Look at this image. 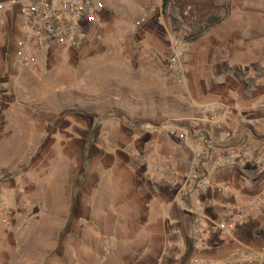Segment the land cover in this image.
Here are the masks:
<instances>
[{
  "label": "rangeland",
  "instance_id": "obj_1",
  "mask_svg": "<svg viewBox=\"0 0 264 264\" xmlns=\"http://www.w3.org/2000/svg\"><path fill=\"white\" fill-rule=\"evenodd\" d=\"M119 1L112 0L107 27L102 20L89 27L79 49L56 46L40 54L33 68L16 64V19L0 47V264H23L21 259L45 251L52 238L56 245L60 242L54 264H97L94 230H90L99 206L96 185L100 184L102 195L112 174L116 181L123 179L118 171L111 172L112 165L131 159L127 154L119 156L117 150L148 153L139 161L147 163L150 158L161 165L155 171L165 173L175 200L170 168L175 165L183 177L188 173L191 143L211 126L200 121L205 116L202 105L230 107L233 116L220 129L222 137L234 132V142H247L257 159L264 156V0H180L183 10L175 13L177 31L163 14V3L153 10L154 0ZM142 17L145 23L134 29ZM214 17L220 24L206 29L199 41L190 42ZM121 22L130 26L122 43L118 41ZM176 45L183 53L179 79L163 75ZM69 106L104 121L95 126V134L89 133L87 153L82 150L83 140L69 142L60 133L55 139H41L34 157L19 155L37 142L34 131L21 130L25 118L53 120ZM77 115L72 114L83 122ZM77 121L73 120V137L83 131ZM174 125L191 130V143L167 134L166 129ZM256 166L244 170L253 175L246 203L264 196V171ZM69 201H74L71 207ZM69 211L74 213L73 234L51 235L63 229ZM14 212L37 213L40 226L7 235L2 228ZM85 213L89 222L80 223L78 218ZM242 227H248L244 236L249 244L236 248L226 259L237 253H260L255 264H264V216ZM41 232L44 236L37 235ZM50 260L43 257V264Z\"/></svg>",
  "mask_w": 264,
  "mask_h": 264
},
{
  "label": "crops",
  "instance_id": "obj_2",
  "mask_svg": "<svg viewBox=\"0 0 264 264\" xmlns=\"http://www.w3.org/2000/svg\"><path fill=\"white\" fill-rule=\"evenodd\" d=\"M115 1L120 4L119 0ZM105 4L106 10L102 17V24L107 27L110 22L111 8L113 7L112 0H105ZM129 28L130 26L120 23L118 30L122 34L118 36V41L121 43L127 41L125 34L129 32ZM73 112L78 114L77 116H80L83 122L77 121L76 117L72 116ZM83 117H87L86 121ZM111 117L119 123L126 122L120 116ZM25 120L21 130L34 131L37 142L32 144V147L27 148L26 151L23 150L19 155L32 157L38 154L41 139H55L56 134L60 133H63L69 142L73 139L83 140L82 150L87 153L85 142L89 133L93 132L95 134V126H101V123L104 122L96 116H91V113L72 109L70 106L63 110V115L53 120L47 118H25ZM73 120L80 122L83 130L79 134L77 133L78 136L75 135L74 137ZM61 123H63V126L60 125ZM85 123L90 124L84 127L83 124ZM42 124L43 128H40L39 125ZM221 132L222 130L211 125L209 128L207 127L205 133L216 137L219 142L222 140ZM98 134L100 135L101 132ZM130 134L132 135V133ZM25 139L27 141L28 138ZM234 144L235 142H231L225 147ZM70 146H72V142ZM117 151L119 156L127 154L128 158L131 157V159L128 162L112 165L113 170L111 172L118 171L123 174V179L120 176V180L116 181L112 174L111 181L105 182L106 186L102 195L100 184L96 185V199L99 206H97L95 212L94 228H90V230H94V232H91L95 236L97 264H192V259L195 257L201 258L203 260L202 264L209 261L223 264L226 257L235 252L236 248L243 249L249 244L248 239L244 236L248 227H239L234 233L235 239L233 241H222L217 232L213 231V243L210 250L205 252L192 251L189 246L192 219L173 200V191L166 182L165 173L161 169L156 170V172L155 169L158 164L150 158L147 163L146 161H139L141 157L148 156L146 152L142 153L141 150H134L133 148L129 149L130 152L128 153H124L127 149H118ZM133 159L135 161L138 159L139 162L132 163ZM210 174L215 180L225 183L227 186L225 191L213 195L217 205L215 210L219 217H221L222 207L226 203H245L250 199L249 192L253 187L251 172L237 168H222L215 171L211 170ZM125 175H127V179H125ZM109 182L110 186H108ZM82 185L83 183H81V188ZM193 198L194 203L190 205L195 208L199 207L201 197L194 194ZM73 202L69 201L70 207ZM11 216L6 218L9 223H4L5 228H2L7 235H13L14 233L18 235L22 231L27 230L29 232L33 227L38 228L40 226L37 221L40 215L37 213L14 212L11 213ZM73 217L74 213L69 211L63 229L53 230L51 235L55 236L56 232H58L56 233L58 236L72 235L71 223ZM78 219L80 223L89 222L87 213L81 214ZM83 231L80 230L79 233L82 235ZM37 235L44 236V233L41 232ZM59 244L60 242L56 245V241L52 238L51 241H48L46 252L41 250L34 258L21 260L24 262L23 264H43V257L46 256L51 258L48 264H54ZM86 245L84 244V246ZM190 259L191 261L188 262Z\"/></svg>",
  "mask_w": 264,
  "mask_h": 264
},
{
  "label": "built area",
  "instance_id": "obj_3",
  "mask_svg": "<svg viewBox=\"0 0 264 264\" xmlns=\"http://www.w3.org/2000/svg\"><path fill=\"white\" fill-rule=\"evenodd\" d=\"M162 3L163 0H154L152 9H160ZM105 10V0L0 1V47L8 38L13 19H16V64L20 68H33L40 54L49 52L56 46L79 49L86 29L98 25ZM145 21V17L139 19L134 29H140ZM182 55L180 46L172 48L164 76L182 78L183 72L179 67ZM201 108L205 116L200 121L216 129L227 127L228 120L233 116V110L225 104L211 103L202 105ZM166 132L181 141L191 143L189 139L193 133L188 128L174 125L166 129ZM234 138V132L229 131L225 132L219 142L209 134H204L196 142L191 140L193 158L188 173L183 177L175 165L170 168L175 202L192 219L190 248L194 252H205L212 248L213 231L217 232L222 241H233L234 233L239 227L264 216L263 195L251 203H226L222 207L221 217L216 213L217 205L213 195L225 191L227 186L215 180L210 174L211 170H245L255 164L259 171H264V156L257 159L247 142L239 140L234 145L225 147L234 142ZM194 194L201 197L197 208L190 205L194 203ZM260 259V253L243 252L227 258L223 264H255ZM191 263L202 264L203 260L195 257ZM206 264L218 263L209 261Z\"/></svg>",
  "mask_w": 264,
  "mask_h": 264
},
{
  "label": "trees",
  "instance_id": "obj_4",
  "mask_svg": "<svg viewBox=\"0 0 264 264\" xmlns=\"http://www.w3.org/2000/svg\"><path fill=\"white\" fill-rule=\"evenodd\" d=\"M178 10H183L180 0H163V14L168 15L170 19L172 20L173 26L175 27L174 31H177L176 24L178 23V19H176L175 13ZM220 22L221 20L219 18H216V17L210 18L207 21V24H206L207 27L204 29L203 27H200V29H198V31H196V33L192 35L190 42L195 43L199 41L200 38H202L203 34L205 33L206 29L216 27L217 25L220 24ZM189 246H190V243H189Z\"/></svg>",
  "mask_w": 264,
  "mask_h": 264
}]
</instances>
